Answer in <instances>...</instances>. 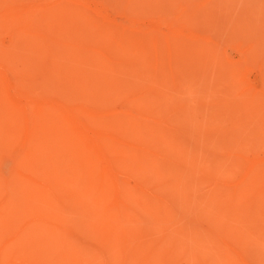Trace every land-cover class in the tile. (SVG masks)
<instances>
[{
    "label": "bare ground",
    "instance_id": "6f19581e",
    "mask_svg": "<svg viewBox=\"0 0 264 264\" xmlns=\"http://www.w3.org/2000/svg\"><path fill=\"white\" fill-rule=\"evenodd\" d=\"M133 1L0 0V264H264V161L188 129L166 57H124L160 44Z\"/></svg>",
    "mask_w": 264,
    "mask_h": 264
},
{
    "label": "rangeland",
    "instance_id": "374dc122",
    "mask_svg": "<svg viewBox=\"0 0 264 264\" xmlns=\"http://www.w3.org/2000/svg\"><path fill=\"white\" fill-rule=\"evenodd\" d=\"M144 1L146 3L149 1L154 12L149 5L148 7L150 10L146 8L147 6H144L146 5ZM133 2L132 5L134 10L136 14H138L136 17L140 18H138V24H141L142 27L144 23V29L146 28L151 32H155L156 28L161 31L160 33H154L157 40L159 39L160 44H158L157 48V43L156 46H154L152 44L150 45V42H146V39L141 40V42H143L141 46H138L139 49L137 46L135 47L134 44L129 45L130 47L126 46L125 55H127L124 57H139L140 63L143 66L148 65L147 67H140V71L142 70L148 74L153 72L151 71L152 67L150 68L149 66V64L153 63V59L159 58L161 60L160 57L162 56V60H164L166 57V62L164 60V63L158 59V61L161 62V66L163 65L162 67H164L163 73L170 76V72L172 71L180 84V89H177L178 91H173L171 86L167 85V88L171 89L167 93H169V96H175L171 99L175 106L187 105L188 103V114H185L182 118L186 120L185 116L188 115L187 120L189 121V118H191V121H193L189 122L191 124L195 122L192 126L190 125L191 127L189 126L188 129H192L194 125H200L199 127L201 128L207 125L205 131L208 138L214 139L218 137V139H222L223 135L225 138L226 136H230L228 137L229 141L226 138L231 145V148H228L229 150L234 149L232 151H236L241 147L240 151L244 149L242 153L248 158L254 157L256 159L258 158L257 160L259 161H264V128H261L264 125V0H135ZM158 2L159 4H157ZM154 3L159 5V11L158 8L154 6ZM152 6H154V8ZM148 10L150 12H148ZM108 11L109 13H113L114 9L110 8ZM147 12L148 14H145ZM159 12H161V17H159ZM156 13L158 15H156ZM114 14L115 13H113V15ZM177 15L179 16L176 19ZM115 16L116 19L122 20V17ZM163 16L165 19L168 16L166 19L167 22L163 21ZM173 19L174 24H172ZM161 20L162 23H160ZM186 20L187 22L190 20L188 22L189 24L183 22ZM175 21L177 23H175ZM158 22L162 25L158 24ZM170 22L172 24L171 27L169 26ZM180 25L183 27H180ZM185 25H189L187 26L188 28H186ZM195 27L198 28V30L193 31ZM164 29H166V31ZM167 30L171 33L169 34ZM178 30H180L181 33H178ZM162 33L164 35H162ZM165 34H169L171 39L170 42L172 41L171 45L173 49L175 47L177 48L174 50H177L176 53L178 52V54H172V52H174L173 50L170 52L172 56L165 53L167 52L165 49ZM177 35L179 36L177 37ZM196 36L199 38H196ZM177 43H179V45L181 43V47L185 46L186 48L183 47L181 50V47L179 45L177 46ZM154 48L157 49V51ZM163 49L166 51L164 52ZM171 57L173 60L170 59ZM175 57L177 59L174 63ZM244 59L248 61L247 66H245L246 68L244 70L242 69V71L238 70L235 80H232L230 78L231 73L233 74L232 64ZM168 61L173 67L170 72L167 68ZM149 71L151 72L149 73ZM167 88L166 91L169 90ZM171 91L172 93H170ZM205 102H208L210 106L204 107L201 103ZM214 102L218 103L219 106H212L211 103ZM195 110L197 113L194 112ZM189 111H192V117ZM258 117L263 119H258ZM209 118L211 119L209 120ZM218 126L219 128H217ZM223 126L224 128H222ZM210 127L212 128L210 129ZM230 127H233V129ZM225 128L228 129V132L225 131L221 133L222 129ZM209 130L212 131L210 132ZM216 130L220 132L218 131L219 133H217ZM214 145H216V143H214ZM256 152L259 156L256 155ZM14 171L15 167L12 161L3 157L2 167L0 169L1 175L8 177ZM131 182L133 183L132 178L129 180L130 184H132ZM260 188L258 184L252 183L248 187V190L251 189L255 192V190ZM245 197L248 200L251 199L248 195H245ZM262 200H264V198H262Z\"/></svg>",
    "mask_w": 264,
    "mask_h": 264
}]
</instances>
